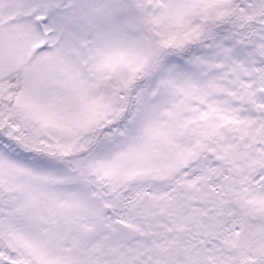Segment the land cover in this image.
<instances>
[{
	"label": "snow or ice",
	"instance_id": "6c2138e0",
	"mask_svg": "<svg viewBox=\"0 0 264 264\" xmlns=\"http://www.w3.org/2000/svg\"><path fill=\"white\" fill-rule=\"evenodd\" d=\"M0 264H264V0H0Z\"/></svg>",
	"mask_w": 264,
	"mask_h": 264
}]
</instances>
